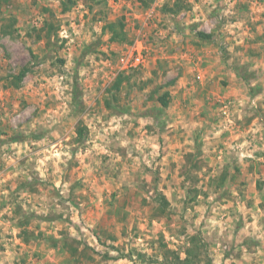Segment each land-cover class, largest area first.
Listing matches in <instances>:
<instances>
[{
    "label": "rangeland",
    "instance_id": "obj_1",
    "mask_svg": "<svg viewBox=\"0 0 264 264\" xmlns=\"http://www.w3.org/2000/svg\"><path fill=\"white\" fill-rule=\"evenodd\" d=\"M65 1L2 3L0 264H264V0Z\"/></svg>",
    "mask_w": 264,
    "mask_h": 264
},
{
    "label": "trees",
    "instance_id": "obj_2",
    "mask_svg": "<svg viewBox=\"0 0 264 264\" xmlns=\"http://www.w3.org/2000/svg\"><path fill=\"white\" fill-rule=\"evenodd\" d=\"M4 0H0V15L2 14V3ZM74 1L73 0H66L65 2H63V10L64 11H68L71 9L72 5H73ZM180 0H176L174 3V8H172L170 11L176 13V11H181L182 10V6H180ZM170 9V8H169ZM168 9V10H169ZM107 28L108 31L111 35V40L112 42H118V43H122L124 41L127 40V35L125 32V26L124 24L120 21V22H109L107 24ZM51 29V28H50ZM198 38H210V35L206 36L202 33L198 34ZM30 71L29 67L26 66L24 68H22L21 70H19V72L15 75L10 76L11 77V86L13 87H20V84L22 83L23 79L26 77V75L28 74V72ZM123 74L120 73L118 75V77L116 78L115 83L113 84L110 93H111V97L112 99L115 101L118 99V92L121 89V84L124 81V78L122 77ZM170 94L169 92H165L164 94H162L161 96H159L157 98V102L160 104V110L165 109L169 106L170 103ZM106 106L107 108H113V104L112 102H110V100H107L106 102ZM116 108V107H115ZM118 110V108H117ZM83 136V130L79 129V137L81 138ZM79 138V139H80ZM161 206L165 209L168 207V202L166 200L163 199V196L161 197ZM26 238H24L26 240V242H28L30 239H37L36 236L34 235V233L29 232V231H23L22 232ZM42 234H38V236H40ZM0 236H1V228H0ZM66 236V235H65ZM63 236V238L61 240H52L55 246L57 245V242H60L62 244V248L63 249H67L71 254L77 252V246H74L73 244H69L66 242V237ZM192 242L194 243V245H199V241L197 240V238H192ZM199 247V246H197ZM200 248V247H199ZM198 252L196 248H194V246L192 245L187 251H186V255L187 258L184 260H181L179 256H177L176 258V264H195L196 263V258L198 257Z\"/></svg>",
    "mask_w": 264,
    "mask_h": 264
},
{
    "label": "built area",
    "instance_id": "obj_3",
    "mask_svg": "<svg viewBox=\"0 0 264 264\" xmlns=\"http://www.w3.org/2000/svg\"><path fill=\"white\" fill-rule=\"evenodd\" d=\"M141 60V55L139 54L138 56H137V58H136V62H139Z\"/></svg>",
    "mask_w": 264,
    "mask_h": 264
}]
</instances>
